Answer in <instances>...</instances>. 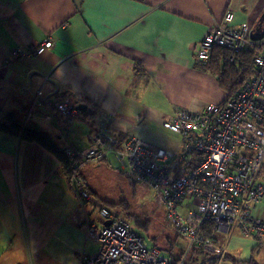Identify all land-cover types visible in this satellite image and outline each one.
I'll return each instance as SVG.
<instances>
[{"label": "crops", "instance_id": "obj_1", "mask_svg": "<svg viewBox=\"0 0 264 264\" xmlns=\"http://www.w3.org/2000/svg\"><path fill=\"white\" fill-rule=\"evenodd\" d=\"M227 11L234 14L233 26L264 31V0H0V63L7 61L0 70V122L12 113L23 128L47 134L61 150L86 147L105 122L118 139L136 137L177 151L182 138L164 129L163 121L180 109L200 112L228 100L194 53ZM45 39L53 45L43 55L11 58L15 46ZM40 88L81 105L76 121L84 127L73 131L75 122L67 124L40 104ZM70 134L72 144L64 141ZM109 160L99 165L109 163L125 176ZM88 167L82 176L90 200L82 202L57 157L0 130V264H80L83 254L96 253L86 231L101 223L98 209L107 206L93 200L98 193ZM250 213L264 221V205L252 204ZM217 234L223 254L214 264H264V245L235 223Z\"/></svg>", "mask_w": 264, "mask_h": 264}, {"label": "built area", "instance_id": "obj_2", "mask_svg": "<svg viewBox=\"0 0 264 264\" xmlns=\"http://www.w3.org/2000/svg\"><path fill=\"white\" fill-rule=\"evenodd\" d=\"M234 14L227 11L221 22L208 27L194 48L195 60L205 63L214 48L230 53L229 61L244 49H253L255 73L224 104H209L200 112L177 110L162 127L181 136L177 151L152 147L136 137L118 139L105 122L88 137L86 147H65L68 180L83 202L90 193L83 182L82 170L112 158L125 176L147 185L154 193L172 231L185 243L179 259L172 260L155 246H149L126 217L111 210L98 209L100 224L91 223L87 240L97 245L96 253L83 254L80 264H189L192 248L209 255L203 264H213L223 250L203 235L206 224L216 233H227L232 224L264 245V221L252 217L251 205H264V32L251 38L247 23L233 26ZM53 43L15 46L12 59L38 57ZM7 63V61H5ZM0 63V70L5 66ZM36 100L73 124L79 110L69 95L46 94L41 88ZM30 113H28L29 115ZM108 221V225L104 222Z\"/></svg>", "mask_w": 264, "mask_h": 264}, {"label": "trees", "instance_id": "obj_3", "mask_svg": "<svg viewBox=\"0 0 264 264\" xmlns=\"http://www.w3.org/2000/svg\"><path fill=\"white\" fill-rule=\"evenodd\" d=\"M253 53V49H244L234 55L233 61H229L230 53L228 52V50L221 47H216L213 49L208 61H206L205 63L197 62V64L200 69L207 71L216 79L220 88L226 92L228 97L227 99L229 100L234 98L243 82L249 79L255 73L256 66L253 62ZM56 96L62 97L60 95ZM0 130L10 135L20 136L25 141L35 142L39 144L40 146L51 152L62 162L68 174V165L63 155V151L59 147H57L54 141L47 134L29 127L23 128L22 125L15 120L14 114L12 113L5 117L3 120H1ZM127 179L129 180L130 184H132L133 186L136 185L137 181L130 178ZM112 205H118L120 209L114 212L108 207L105 208L111 210L119 216H121L120 214L124 215L123 217L126 216V218H128L133 223L137 232L138 230L148 232V220L142 221V219H140L136 213H130L128 211V205L126 206V203L124 201H121L118 204L114 203ZM202 233L205 237L211 239L215 243V245H217L218 234L214 231L213 226L211 224H206ZM151 239L153 245L150 246L156 247V237L152 236ZM178 241L179 239L176 234L174 237L167 236V249H164V251L160 249L161 252H163L166 256H168L174 261L179 259L180 255L182 254ZM208 255L209 254L207 252H205L201 248L196 247L190 250L187 255V260L189 264H203ZM225 258L230 259V257L226 255ZM250 264H254L252 260L250 261Z\"/></svg>", "mask_w": 264, "mask_h": 264}, {"label": "rangeland", "instance_id": "obj_4", "mask_svg": "<svg viewBox=\"0 0 264 264\" xmlns=\"http://www.w3.org/2000/svg\"><path fill=\"white\" fill-rule=\"evenodd\" d=\"M80 127L83 128L84 125L78 121H75L73 125H70V128H72L73 131H77ZM64 141L68 144H72L75 142V137L70 134L69 137H64ZM108 164H98L88 167L92 170V174L94 175L95 181L93 188L98 193V195L93 198L95 203H104L109 209L116 212V210H119L120 208L118 205L112 204H118L119 202L124 201L126 206L128 205V211L130 213H136L142 221L148 220V232L138 230L139 234L144 238L147 244L149 246L153 245L151 237L154 236L157 239L156 247L162 251L167 249V236L174 237L175 234L168 225L163 209L156 205L152 189L147 185L138 182L133 186L125 176L120 174L119 171L114 168L113 165L112 167ZM92 214L97 217L96 210H93ZM120 215L124 216L122 214ZM178 239L182 253L183 248H185V243L181 238L178 237ZM216 264L233 263L231 260H219Z\"/></svg>", "mask_w": 264, "mask_h": 264}, {"label": "water", "instance_id": "obj_5", "mask_svg": "<svg viewBox=\"0 0 264 264\" xmlns=\"http://www.w3.org/2000/svg\"><path fill=\"white\" fill-rule=\"evenodd\" d=\"M263 19H264V13H263V16H262V19L260 20V22H262ZM263 32H264V31H261V29H260V31H257L256 33L252 32V33H251V38H252V39H260V38L263 36ZM80 106H81V105H78V106H77V108H78L79 110L81 109ZM108 224H109L108 221H105V222H104V225H108Z\"/></svg>", "mask_w": 264, "mask_h": 264}]
</instances>
